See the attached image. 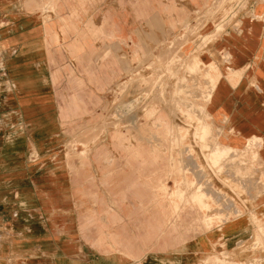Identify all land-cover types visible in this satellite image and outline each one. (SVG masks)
I'll list each match as a JSON object with an SVG mask.
<instances>
[{
  "label": "crops",
  "instance_id": "crops-1",
  "mask_svg": "<svg viewBox=\"0 0 264 264\" xmlns=\"http://www.w3.org/2000/svg\"><path fill=\"white\" fill-rule=\"evenodd\" d=\"M67 4L0 0V264H264V6L196 50L210 169L156 187L139 159L59 153Z\"/></svg>",
  "mask_w": 264,
  "mask_h": 264
},
{
  "label": "rangeland",
  "instance_id": "rangeland-1",
  "mask_svg": "<svg viewBox=\"0 0 264 264\" xmlns=\"http://www.w3.org/2000/svg\"><path fill=\"white\" fill-rule=\"evenodd\" d=\"M74 1L59 26L69 58L59 85L60 155L139 159L141 169L154 166L144 178H155L156 187L165 179H192L180 162L190 156L205 173L211 80L198 67L196 50L219 42L228 29L239 27L242 39L246 29L257 31L260 22L243 17L264 0ZM233 44L225 41L226 49ZM76 167L79 173L89 164Z\"/></svg>",
  "mask_w": 264,
  "mask_h": 264
},
{
  "label": "bare ground",
  "instance_id": "bare-ground-1",
  "mask_svg": "<svg viewBox=\"0 0 264 264\" xmlns=\"http://www.w3.org/2000/svg\"><path fill=\"white\" fill-rule=\"evenodd\" d=\"M255 28V27H254ZM243 35V34H242ZM242 43V42H241ZM208 93V92H207ZM204 129V128H203ZM205 130V129H204ZM206 131H204V133H205ZM211 210H213V209H211Z\"/></svg>",
  "mask_w": 264,
  "mask_h": 264
}]
</instances>
